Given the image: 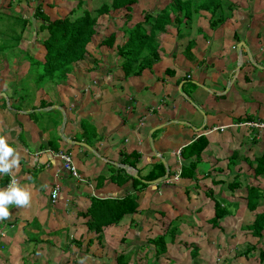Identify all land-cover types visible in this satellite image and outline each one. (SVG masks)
<instances>
[{
  "label": "crops",
  "instance_id": "obj_1",
  "mask_svg": "<svg viewBox=\"0 0 264 264\" xmlns=\"http://www.w3.org/2000/svg\"><path fill=\"white\" fill-rule=\"evenodd\" d=\"M19 1L29 0H0V5L12 16L13 4L20 14L15 8ZM30 1L36 4L31 18L20 15L25 30L27 23L34 26L17 37L27 58L6 61L0 54V136L20 155L18 169L11 175L0 174V189L15 178L31 193L27 206H9L11 216L0 220V264H42L43 259L47 264H71L77 249L73 240L80 242L77 262L93 264L102 257V262L107 261L114 251L108 254L106 242H127L123 236L131 228L146 231L154 221L152 233L159 236L174 217L181 219V226L175 241L166 243L164 256L183 246L190 264L194 260L213 264L217 245L227 264H264L258 258L260 252L264 255V232L262 238H255L246 228L256 214L264 213V166L257 163L264 158V129L242 125L264 120V1L253 0L250 5L229 0L238 9L213 28L205 11L179 27L170 16L172 24L157 36L158 62L129 78L124 77L117 56V47L126 40L125 26L141 22L142 12L160 5L139 0L131 6L128 21L125 8L112 10L115 15L110 9L97 18L84 58L71 64L52 94L36 88L28 96V87L26 95L16 93L12 74L22 73L21 78L29 73L31 58L44 60L46 50L36 42L42 32L34 13L37 6L45 14L54 10L48 0ZM79 1L89 11L101 4ZM71 10L53 11L50 19H63ZM19 20L16 16L13 22ZM33 32L35 40L30 42ZM111 35L112 45L107 42ZM24 43L40 45L43 59L25 49ZM90 128L95 135L86 134ZM200 137L207 145L197 155L191 145ZM60 151L70 154L80 179L62 168L56 157ZM134 153L138 159L124 158ZM134 162L136 168L131 167ZM159 162L168 176L182 171L185 178L140 191L137 212L105 228L99 245L82 215L92 200L133 193V180L126 176L134 178V170L145 176ZM55 187L58 196L52 200ZM250 187L262 196L254 211L247 208ZM215 201H223L228 214L214 228ZM251 246L254 250L245 252ZM193 247L198 249L194 260ZM176 257L181 260L180 254Z\"/></svg>",
  "mask_w": 264,
  "mask_h": 264
},
{
  "label": "trees",
  "instance_id": "obj_2",
  "mask_svg": "<svg viewBox=\"0 0 264 264\" xmlns=\"http://www.w3.org/2000/svg\"><path fill=\"white\" fill-rule=\"evenodd\" d=\"M138 1L139 0H111L109 3H101L97 9L92 11L84 9L82 7V2L78 1L76 7L69 12V16L54 21H51L41 8L37 6L34 13V19L38 20L39 30L41 32L43 30L47 31L46 39H43L41 42L46 50V54L44 56V63L38 62L32 58L29 60L31 66L27 76L36 73L38 79H40V82L42 83L47 80L51 82L56 80L58 82L63 79L70 70L71 64L82 60L86 55V45L94 35L97 18L102 15H108L110 9L119 10L125 8L127 10L126 20L128 21V19H131V6L138 3ZM245 1L250 5L253 2V0ZM236 9H238V5L229 0H169L167 5H160L158 7L154 6L150 11L142 12L143 20L141 22L130 27L125 26L124 35L126 36V40L123 45L117 47V56L121 59L120 65L124 72V77L129 78L132 76H139L144 70L151 69L152 66L158 62L159 44L157 36L159 33L165 32L166 26L172 24L170 16H173L174 25L179 27L184 23L183 20H185V24H188V21L197 16L200 11H205L210 14L209 23L213 28L216 25L222 24ZM77 12H80V16L76 19H72V15ZM13 41H15V43L12 46L17 47L19 45V40L15 39ZM107 42H110L112 45L114 42V36L111 35L107 39ZM41 64L43 66L40 68ZM169 72V70H166L165 73L168 74ZM23 78L24 76L17 79L15 85L19 86V82ZM43 78H46L47 80L43 81ZM91 128L86 130V134L91 133L93 136L95 135V132L91 131ZM92 139H89L88 142H91ZM206 145V139L200 137L191 145V147H193L194 151L199 155ZM129 157L138 159L136 153L124 155L125 159ZM257 163L258 167L264 166V158L261 157L257 159ZM135 164V162L132 163L131 167L136 168ZM165 172L166 168L159 162L143 177L139 172L137 173L136 178L129 175L126 176L127 179L133 180V193L127 194L120 199L92 200L90 208L82 215L84 218H88L85 225L90 231H93L96 234L95 239L98 241L99 245H101L105 228L116 226L121 222L124 216L132 215L137 212L138 193L148 186V184L143 183V180L151 181L157 178H162L165 175ZM189 174L190 173L188 172L187 175L189 176ZM185 175L186 172H179L180 178H185ZM261 197V193L257 189L254 187L248 188L246 196L248 210L254 211ZM222 202L215 201V215L211 221L214 228L218 226L219 220L228 214V211ZM178 219L179 218H176L174 221ZM168 224L169 227L166 226L165 232L152 239H148L145 242L147 245L152 246L153 249H150L149 246L146 247L143 243H137L139 240L136 239L133 242L136 246L129 249L125 254L117 255L114 259V263L112 262L113 256L112 259L103 261L102 264H129L131 262L137 264V260L140 259L141 255H143L142 257H147L150 250L153 252V259L149 260V264H160V259L166 253V243H173L179 233L178 229L171 228L173 221H170ZM246 228L252 237L262 238L264 232V213L256 214L253 222L246 226ZM71 243L77 249L80 248L79 241L73 240ZM139 248L145 250V253L141 251L142 253L140 252V255V253H138ZM253 250L254 247L251 246L247 247L245 252L250 254ZM197 252V247H193V260L196 258ZM93 256L94 255H92V257ZM258 258L260 263L264 262V255H262V252L259 253ZM33 262L32 264H39ZM194 262H196V260H194ZM71 264L81 263L74 259ZM166 264L171 263L168 262Z\"/></svg>",
  "mask_w": 264,
  "mask_h": 264
},
{
  "label": "rangeland",
  "instance_id": "obj_3",
  "mask_svg": "<svg viewBox=\"0 0 264 264\" xmlns=\"http://www.w3.org/2000/svg\"><path fill=\"white\" fill-rule=\"evenodd\" d=\"M48 1H49V5H50L49 8H54V10H52V11H48V9L45 8V9H47V12H49V14H46V15L50 19L51 15L54 14L53 11L58 10V12H60V13H65L67 10H69L71 8L73 9L77 5V2L79 0H58V1L48 0ZM84 1H85V3L93 4L95 7H97L99 5V3H102L101 1H103V0H96V2H93L91 0H84ZM168 1L169 0H155V3H156V5H158V4L159 5H167ZM255 1H257V0H255ZM258 1H264V0H258ZM28 2L27 1H19L18 3L15 4V8H16V10H18V12L20 14H23V15L27 16L28 18H31V16L33 15V8H35L36 4H35V1L29 0ZM58 2L60 4H59V6H56V3H58ZM18 4H21L22 6L18 5ZM2 5L3 4L0 5V8H1V10H0V50H1L0 54L4 56V59L6 61H8V58H10V57H15V58H19V59L20 58H27L26 51L20 49L18 46L17 47L12 46L15 43V41H13V40H15L19 35L21 36V34L23 32H28L29 29H32L34 25L27 23L26 30H25L24 25H23L24 23H22L23 16L20 14H16L15 9H14V4L12 5L11 8H9V10L12 13V16H10L9 13L6 11L8 9H6V10L2 9ZM82 7L84 9L86 8V7H84V4H82ZM111 11H112V9H111ZM112 15H115V13H113V11H112ZM16 16H18L20 18V20L13 22L15 20ZM78 16H80V12H77L76 14L72 15V19H76ZM33 20L35 21V19H33ZM33 20H31V21H33ZM38 31L41 32L39 29H38ZM42 34L40 35V37H42V38L36 37V39H37L36 42H38L40 44L42 42V39H46L47 31L43 30ZM28 38H30V42H31V40L34 41L35 40L34 39V32L31 34V36H28ZM17 40H18V38H17ZM33 44L34 45H32V43H30V44L24 43V47H25V49H28V47H29L30 51H34L35 54L39 55V57H40L41 56L40 55V53H41L40 52V49H41L40 45L35 46L36 43H33ZM42 59H43V57H42ZM36 61H37V59H36ZM40 62L44 63V60H40ZM2 66H3L2 63L0 62V67H2ZM42 66L43 65L41 64L40 68ZM48 74H50V73H48ZM20 75H22V73L18 74L17 76L15 74H12V78L17 80L20 78ZM46 80H47L46 78L45 79L43 78V81H46ZM40 81L41 80L38 79V75L36 73H32V75H28V76L24 75V78L21 79V81L19 82L20 85L16 87L18 89V90H16V93H18V95H19V93H22V91H23V95H26V88L25 87H28L29 88L28 96H31L32 92H34L36 88H42L45 92H47L51 95L53 90H54V86L57 84V81L53 80V82H51V81L47 80L44 83H42ZM42 122H47V120L42 119ZM141 176L143 177L144 175H141ZM178 216L179 215H177L176 217H178ZM174 218L170 219V221H173V225L171 228L178 229V231H179L180 226H181L180 225V218L178 220H175V221H174ZM156 226L157 225L154 221L152 223L151 222L148 223V226L146 227L147 228L146 231L141 232V231H138V229L136 227L131 228L129 230V232L123 236L127 239V242H124L121 244H117L116 242L113 241L112 244L108 245V242H106L107 248H108V250H107L108 254L110 255V252L114 251L113 252L114 257H113L112 262L114 263V259L117 257V255L125 254L129 249H131L133 247V245L136 246L134 243H132L133 239H138V240H141V242L145 243L148 239H152L155 236H157L156 234L154 235V233H152V230H156ZM167 226L169 227V224ZM211 245H212V243H210V242L207 243V246L209 248H211ZM147 246H149V248L152 249V246H150V245H147ZM215 248L217 249L216 255H215V259H216L215 261L216 262L213 264H227L224 261V259H227V258H224V256L222 257V255L219 254V251L221 250V249H219V246L216 245ZM138 251H137L138 253H140L141 251L143 253H145V250H142V248H139ZM141 253H140V255H141ZM73 254H74L73 255L74 259H79V251L77 249L74 250ZM176 254H180L181 260H179V258L176 257ZM185 255H187L186 247L180 246L179 250L177 248H174V252H172L171 254H168V256H163L160 259V264H166L168 262L171 264H190V261L187 258H185L186 257ZM227 255H229L228 250H227ZM142 256L143 255H141L140 259L137 260V264H149L150 263L149 260L153 259L152 255L147 256V257H142ZM101 259H103V257L100 259H96V260L94 259L93 264H102ZM254 262H256V259H254ZM29 263L32 264V262H29ZM41 263L47 264L46 262H44V259L41 260ZM197 263L198 262H194L193 264H197ZM129 264H133V262H131ZM206 264H209V263H206Z\"/></svg>",
  "mask_w": 264,
  "mask_h": 264
},
{
  "label": "clouds",
  "instance_id": "obj_4",
  "mask_svg": "<svg viewBox=\"0 0 264 264\" xmlns=\"http://www.w3.org/2000/svg\"><path fill=\"white\" fill-rule=\"evenodd\" d=\"M20 165V155L13 147L9 146L4 136H0V174L11 175L14 169H18ZM178 175L179 173H176ZM172 176L163 181L173 183ZM157 185V184H156ZM31 193L26 187H21L18 181L13 178L6 188L0 189V220L8 219L11 216L9 206L16 205L17 207L27 206L30 202ZM143 245H146L144 243Z\"/></svg>",
  "mask_w": 264,
  "mask_h": 264
},
{
  "label": "built area",
  "instance_id": "obj_5",
  "mask_svg": "<svg viewBox=\"0 0 264 264\" xmlns=\"http://www.w3.org/2000/svg\"><path fill=\"white\" fill-rule=\"evenodd\" d=\"M244 126H249V127H254L257 129H264V120L260 121V122H247L242 124ZM56 157H58L59 160L62 161V168L69 173L71 176H73L74 178L80 179V175L77 172V169L75 167V165L73 164L72 158L71 156L63 151H60L58 153H56ZM178 178V175H175L173 177V180H176ZM58 188H54L51 192V199L55 200L56 197L58 196Z\"/></svg>",
  "mask_w": 264,
  "mask_h": 264
},
{
  "label": "water",
  "instance_id": "obj_6",
  "mask_svg": "<svg viewBox=\"0 0 264 264\" xmlns=\"http://www.w3.org/2000/svg\"><path fill=\"white\" fill-rule=\"evenodd\" d=\"M80 145H83V143H81V142H78ZM132 170H134V169H132ZM168 173H169V171H168V169L166 168V174L164 175V179H166L167 177H168ZM134 178H136L137 177V172H136V170H134ZM163 178H157V179H155V180H151V181H146V180H143V183H146V184H148V185H156V184H159L160 182H162V180H163Z\"/></svg>",
  "mask_w": 264,
  "mask_h": 264
}]
</instances>
